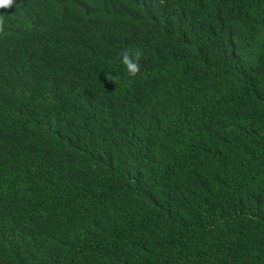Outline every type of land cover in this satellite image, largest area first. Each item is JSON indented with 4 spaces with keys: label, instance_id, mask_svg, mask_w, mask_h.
Wrapping results in <instances>:
<instances>
[{
    "label": "trees",
    "instance_id": "trees-1",
    "mask_svg": "<svg viewBox=\"0 0 264 264\" xmlns=\"http://www.w3.org/2000/svg\"><path fill=\"white\" fill-rule=\"evenodd\" d=\"M0 17V264H264V0Z\"/></svg>",
    "mask_w": 264,
    "mask_h": 264
},
{
    "label": "clouds",
    "instance_id": "clouds-1",
    "mask_svg": "<svg viewBox=\"0 0 264 264\" xmlns=\"http://www.w3.org/2000/svg\"><path fill=\"white\" fill-rule=\"evenodd\" d=\"M14 4V0H0V9L10 8ZM3 17H0V32L3 31ZM143 53L141 50L137 49L135 51L125 50L120 55L121 63L125 66L126 73L129 77H136L140 73V64ZM107 79L112 81H117L118 77L111 73H107ZM115 100L118 102V106L123 111L131 112L134 105L133 101L124 98L123 95H115Z\"/></svg>",
    "mask_w": 264,
    "mask_h": 264
}]
</instances>
